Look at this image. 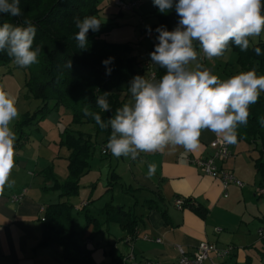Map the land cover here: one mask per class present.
Here are the masks:
<instances>
[{
	"label": "crops",
	"instance_id": "0c3cea01",
	"mask_svg": "<svg viewBox=\"0 0 264 264\" xmlns=\"http://www.w3.org/2000/svg\"><path fill=\"white\" fill-rule=\"evenodd\" d=\"M141 21L140 17L137 23ZM144 55L143 64L150 57L147 52ZM137 70L140 76L147 77L145 65L139 68L137 64ZM129 84L130 81H123L119 86L123 104L130 96ZM60 108L47 112L50 114ZM61 128L57 119L47 130L36 125L34 132L21 131L16 135V167L10 176L14 183L0 191V264H75L65 259L60 245H39L45 208L59 201L72 205L75 237L88 250L89 264H124L121 258L130 250L137 260L172 264L179 255L177 246L191 254L201 241L229 250L222 264H264V198L249 199L243 187L233 183L228 185L224 196L220 181L205 175L192 162L211 155L213 150L209 143L222 137L203 130L195 150L180 147L176 151L140 153L135 160L128 158L126 162L125 157H114L106 149L107 142L99 134L90 150L88 166L78 178V192L68 197L52 188L54 180L63 183L68 178L71 150L61 143L65 131ZM103 149L106 153H102ZM231 155L221 165L235 178L240 177L234 167L240 157ZM257 158L258 155L249 159L253 174L257 172L254 167ZM149 165L154 166L151 176ZM255 181H258L257 196L264 195L259 192L264 190V185L259 187L258 175ZM102 184H105L104 190L98 195ZM23 190L21 201L12 202L11 196ZM116 191L132 195V209L112 204ZM108 193L109 204L103 201ZM78 195L84 197L78 201ZM176 199L189 203L178 208ZM106 206L112 208V212L116 209L118 214H106L103 211ZM196 206L206 209L205 216L194 212ZM80 210L88 211L83 221ZM73 211L78 212L77 215H73ZM121 216L136 220L132 231L120 225ZM109 219L113 223L105 227L103 220ZM260 229L262 235H259Z\"/></svg>",
	"mask_w": 264,
	"mask_h": 264
},
{
	"label": "clouds",
	"instance_id": "9594fccd",
	"mask_svg": "<svg viewBox=\"0 0 264 264\" xmlns=\"http://www.w3.org/2000/svg\"><path fill=\"white\" fill-rule=\"evenodd\" d=\"M160 13L173 9L179 17L176 27L155 29L157 43L149 53L152 64L165 69L160 79L136 75L130 81L129 99L112 110L108 92L96 97L100 112H112L106 120L100 112L82 109L102 130L110 134L106 149L114 157L135 160L140 153L176 151L180 147L195 150L203 130L222 137L226 144L238 142V128L247 126L250 106L264 93V75L255 69L242 71L221 79L198 61L199 45L208 59L223 57L235 45L241 52L254 47L255 38L264 33V2L262 0H152ZM0 14L21 17L20 0H0ZM78 31L74 39L80 49L88 45L89 31H99L102 22L96 16L74 17ZM149 34L151 29H148ZM36 25L29 19L22 24L5 21L0 24V52L13 65L27 69L39 63L42 49L33 47ZM114 58L102 63L107 66ZM193 62L195 68L190 67ZM70 69L71 60L66 64ZM108 69L106 74H110ZM19 117L16 101L0 90V191L14 181L10 176L15 163L16 133L12 124ZM264 127V116L258 118ZM154 166L149 165V176Z\"/></svg>",
	"mask_w": 264,
	"mask_h": 264
},
{
	"label": "trees",
	"instance_id": "16d2710c",
	"mask_svg": "<svg viewBox=\"0 0 264 264\" xmlns=\"http://www.w3.org/2000/svg\"><path fill=\"white\" fill-rule=\"evenodd\" d=\"M100 1L20 0L21 17L11 18L0 14V24L5 21L22 24L24 19H29L36 25L37 33L33 47L39 46L42 51L38 57L39 63L26 69L29 73L26 84L34 97L42 101L36 112H40L43 116L48 110L64 107L71 111L73 123L89 124L92 127V132L78 131L76 135L64 131V139L61 143L71 150L67 164L68 178L63 183L54 180L52 188L59 189L61 195L68 197L78 192V178L88 166L87 160L97 136L102 134L104 141L107 142L110 134V129H100L91 117L84 115L82 109L87 106L91 111L100 112L95 102L96 97L108 92L111 94L108 100L114 112L123 105L120 83L131 81L133 77L140 75L132 46L126 43L108 42L103 38V33L107 32L111 25L100 27L96 32L89 31L87 47L78 48L74 39V34L78 31L74 17L82 19L94 15L98 18L103 8L99 5ZM118 11L121 14L119 9ZM154 14L158 22L151 31L154 32L155 37L158 35L155 31L157 27L165 26L171 31L179 20L175 9L160 13L156 8ZM156 43L157 40L149 46L148 55L154 50ZM194 46L199 48L198 44ZM230 47L239 51L238 62L242 68L247 71L255 69L257 75L258 73L264 75V42L254 44V47L261 48L259 56L252 47L245 52H241L235 45ZM109 58L114 59L105 66L102 62ZM69 60L72 63L70 69L66 67ZM0 66L16 67L3 52H0ZM108 69H111L110 74H106ZM165 71L155 65L157 79H160ZM49 103L51 105L47 108ZM250 113L248 125L240 126L237 130L238 139L244 138L250 142L257 139L260 143L259 155L254 161V167L261 175L259 181L261 187L264 185V127L260 125L258 118L264 116V95L261 94L259 101L250 106ZM100 114L106 120L112 112H100ZM34 117V115L22 114V118L16 124L17 133L22 131L23 125L32 123ZM188 203L183 201L182 206ZM71 209L72 205L68 201H59L46 206L39 245L56 243L62 247L66 260L75 264H89L88 250L75 237ZM193 210L202 217L206 214V209L199 206ZM103 211L110 214L112 208L106 206ZM114 213L118 214V211L112 212V215ZM124 217L118 218L120 225L132 231L136 220L128 216Z\"/></svg>",
	"mask_w": 264,
	"mask_h": 264
},
{
	"label": "rangeland",
	"instance_id": "374dc122",
	"mask_svg": "<svg viewBox=\"0 0 264 264\" xmlns=\"http://www.w3.org/2000/svg\"><path fill=\"white\" fill-rule=\"evenodd\" d=\"M114 1L115 0H101L99 3L100 6H103L98 16V19L102 22L101 27H107L111 25V28L107 32L103 33L102 36L108 42L126 43L132 46L136 62L139 68H143V61L145 60L144 54L145 52H148L149 46L156 41L154 32L151 31V33L149 34L148 29H151L158 22L157 17L154 14V10L157 7L153 5L152 0H137L139 4L134 11H121V14H119V11L114 6ZM140 17L142 18V21L138 24L137 22ZM141 30H143L144 32H142ZM255 41V43L264 42V33H262L260 37L255 38ZM197 51V62L204 68L210 69L213 74L218 75L221 79H226L235 74H238L239 72L247 71L246 69L242 68L241 64L238 62L239 51H237L236 49L231 48V51L225 54L227 56V59H224L223 57L208 59L200 48H197ZM197 62H193L190 67L195 68V64ZM258 75L260 74L258 73ZM28 76L29 73L26 69H20L17 66H0V90H4L5 92H7L8 95L16 101V107L19 111V117L15 119L12 124L13 130L16 135H18L16 124L22 118V113L29 116H35L32 119V123L22 126V131L34 132V126L36 125L43 128L44 130H47L49 126H52L53 122L57 119L60 120V125L62 127L61 129L73 135H76L78 131L89 132V130L92 129L91 125L89 124L73 123L71 111L64 107H61L60 110L54 111L50 114H48L49 112H47L43 116L40 115V112H36L38 108L37 106L42 101L38 98H35L29 87L27 86L26 82ZM261 94L264 95V93ZM49 104L51 105V103ZM48 105L47 108L49 107ZM229 145L230 152L232 154H235L234 156L240 157L239 162L237 160V165L234 164V167L235 170L239 172L240 175H242L240 177H236V179L243 183L242 191L244 193H247L245 195H247L249 199L251 198L254 200L256 197L264 198V195L257 196L258 181L254 182L255 177H257L258 175V180H260L261 175L258 172H256V174H253V172H251L249 168V159L252 156L256 157L257 155H259L258 149L260 148V143L257 139H255L254 142H250L244 138H239L236 144ZM232 159L233 157L230 158L231 162ZM128 160L129 159L126 158V162ZM252 169L253 166L251 167V170ZM102 173L104 176V172ZM103 185L105 184H102V188L101 190H99L98 195L103 192ZM115 194L116 195L112 204H116L117 208L118 206L122 205L125 208H129L130 206L132 209L134 198L132 197V195H130V193H127L125 191L122 193L120 191V193H118V191H116ZM109 195L110 193H108V195H106L103 199V201H108V204L110 203L109 201H111ZM83 197L78 195V201H80ZM114 211L117 210L115 209ZM77 213L78 212L73 211V215H77ZM87 213L88 211L80 210L79 215L82 217V221L83 218H85V214ZM91 214L93 215L94 213L91 212ZM103 223L106 227V225L113 223V221L110 219L109 221L103 220Z\"/></svg>",
	"mask_w": 264,
	"mask_h": 264
},
{
	"label": "built area",
	"instance_id": "2783aa9c",
	"mask_svg": "<svg viewBox=\"0 0 264 264\" xmlns=\"http://www.w3.org/2000/svg\"><path fill=\"white\" fill-rule=\"evenodd\" d=\"M138 4L137 0L114 1V6L123 12L134 11ZM144 65L147 72V78L157 79L155 65L152 64L150 57L146 59ZM209 146L213 150L211 155L204 158H196L192 162L197 165L205 175L218 179L224 191L223 195L226 196L227 193L225 191L229 184L233 183L242 187L243 183L236 179L229 170L221 165V163L225 162L231 156L229 144L224 143L222 138H216L209 143ZM102 153H106V150L103 149ZM259 192L264 193V190L260 189ZM24 193L25 190L18 195L11 196V201L20 202ZM175 205L178 208H182L183 200L176 199ZM40 210L43 211V208ZM41 220L43 221L44 217H42ZM259 235H262L261 229L259 230ZM157 241H159V239H157ZM177 249L179 255L176 261L172 264H222V260L229 254L227 248H220L207 241L199 242L196 249L191 254H186L180 246H177ZM121 261L124 264H161L148 259L137 260L131 250L122 256Z\"/></svg>",
	"mask_w": 264,
	"mask_h": 264
}]
</instances>
